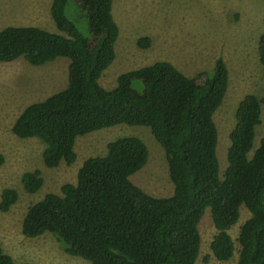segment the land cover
<instances>
[{
    "label": "trees",
    "instance_id": "obj_1",
    "mask_svg": "<svg viewBox=\"0 0 264 264\" xmlns=\"http://www.w3.org/2000/svg\"><path fill=\"white\" fill-rule=\"evenodd\" d=\"M68 1L51 0L49 6L61 33L37 26L0 29V61L22 57L38 66L56 57L68 59L66 86L26 105L12 133L39 139L42 163L53 168L73 163L77 136L122 123L146 126L163 149L172 193L155 197L130 181L144 165L147 149L138 137H117L106 143L103 155L82 161L74 183H63L59 194L46 193L27 207L21 234L49 232L66 254L90 264H193L198 223L208 208L214 228L210 253L227 260L234 250L228 231L243 206L249 216L238 227L236 264H264V133L253 147L264 99L247 93L237 102L219 177L212 115L228 83L224 61L217 57L209 71L187 77L168 61L157 60L119 73L115 85L105 89L98 78L114 58L118 33L111 0H71L84 11L86 33L65 15ZM136 43L145 48L149 38L139 37ZM257 54L264 74V32ZM20 180L29 193L42 184L39 169L24 172ZM16 200L13 188H3L0 211ZM0 264H12L1 247Z\"/></svg>",
    "mask_w": 264,
    "mask_h": 264
},
{
    "label": "rangeland",
    "instance_id": "obj_2",
    "mask_svg": "<svg viewBox=\"0 0 264 264\" xmlns=\"http://www.w3.org/2000/svg\"><path fill=\"white\" fill-rule=\"evenodd\" d=\"M50 3L51 0H0V29L9 25L37 26L61 33L49 14ZM65 15L83 33L87 32L84 11L75 7L74 2L65 8ZM111 15L118 33L113 44L114 58L98 78L105 89L115 85L119 73L157 60L168 61L187 77L209 71L217 57L224 61L228 83L212 115L221 177L237 102L247 93L264 99V74L257 54L258 37L264 32V0H111ZM144 36L149 38V45L141 48L136 41ZM67 63L66 57H56L38 66L30 65L22 57L0 61V191L8 187L17 193L15 203L8 210L0 211V247L11 257L12 264H90L66 254L49 232L36 237L23 236L20 223L29 205L46 193L59 194L63 183H74L82 161L88 156L103 155L110 140L138 137L146 146L147 158L128 178L152 196L172 193L163 149L146 126L122 123L77 136L73 163L61 162L53 168L42 163L43 143L39 139L19 138L12 133L11 125L26 105L66 86ZM263 133L264 102L260 105V123L254 130L253 147ZM34 169L40 170L42 184L29 193L20 179L24 172ZM205 209L198 223L199 252L193 264H236L238 227L249 216L248 211L240 206L237 222L228 231L233 240V254L227 260H217L209 250L214 228L208 208Z\"/></svg>",
    "mask_w": 264,
    "mask_h": 264
}]
</instances>
